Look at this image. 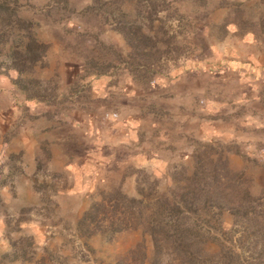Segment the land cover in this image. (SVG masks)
<instances>
[{
  "label": "rangeland",
  "instance_id": "obj_1",
  "mask_svg": "<svg viewBox=\"0 0 264 264\" xmlns=\"http://www.w3.org/2000/svg\"><path fill=\"white\" fill-rule=\"evenodd\" d=\"M0 264H264V0H0Z\"/></svg>",
  "mask_w": 264,
  "mask_h": 264
}]
</instances>
